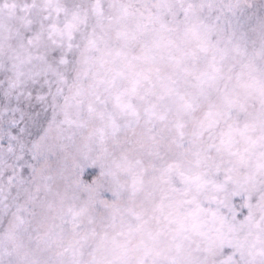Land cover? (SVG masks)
<instances>
[{
    "label": "snow or ice",
    "instance_id": "obj_1",
    "mask_svg": "<svg viewBox=\"0 0 264 264\" xmlns=\"http://www.w3.org/2000/svg\"><path fill=\"white\" fill-rule=\"evenodd\" d=\"M0 264H264V0H0Z\"/></svg>",
    "mask_w": 264,
    "mask_h": 264
}]
</instances>
